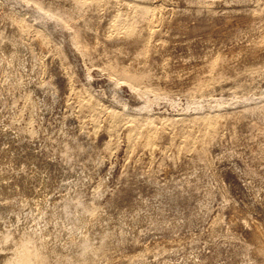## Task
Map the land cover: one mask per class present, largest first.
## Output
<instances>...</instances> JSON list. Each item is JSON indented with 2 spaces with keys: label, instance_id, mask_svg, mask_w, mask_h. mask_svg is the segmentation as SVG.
Returning a JSON list of instances; mask_svg holds the SVG:
<instances>
[{
  "label": "rangeland",
  "instance_id": "1",
  "mask_svg": "<svg viewBox=\"0 0 264 264\" xmlns=\"http://www.w3.org/2000/svg\"><path fill=\"white\" fill-rule=\"evenodd\" d=\"M263 235L264 0H0V264H264Z\"/></svg>",
  "mask_w": 264,
  "mask_h": 264
},
{
  "label": "bare ground",
  "instance_id": "2",
  "mask_svg": "<svg viewBox=\"0 0 264 264\" xmlns=\"http://www.w3.org/2000/svg\"><path fill=\"white\" fill-rule=\"evenodd\" d=\"M242 50L243 49H238L234 54L237 56V55H239L241 52H242ZM234 56V55H233ZM235 57V56H234ZM233 57V58H234ZM188 73V70L185 68V67H183V68H180L179 69V71H178V75L180 76V77H183V76H185L186 74ZM260 234V233H259ZM258 234V235H259ZM256 236V235H255ZM264 236V235H263ZM261 237L262 236H260V239H261ZM253 238H255V237H253ZM259 238V237H258ZM262 239H264V237H262ZM257 241H258V239H256ZM252 241H254V240H252ZM263 241V240H262ZM260 242V241H259ZM259 242L257 243V244H259ZM263 243V242H262ZM261 243V244H262ZM261 246V245H260ZM263 246H264V243H263ZM263 246H262V249L261 250H263ZM258 247V246H257ZM257 249H259V248H257ZM258 252H259V250H258ZM260 255V254H259ZM258 256V255H257ZM257 256L255 255V258H257ZM262 258L263 260H264V252H262V254H261V256H258V258L257 259H259V258ZM255 258H253L254 260H255ZM261 260V259H260ZM256 261V260H255ZM262 261V260H261ZM261 261H259V262H261ZM257 262V261H256ZM263 262V261H262Z\"/></svg>",
  "mask_w": 264,
  "mask_h": 264
}]
</instances>
